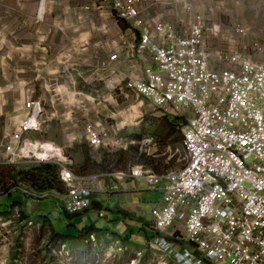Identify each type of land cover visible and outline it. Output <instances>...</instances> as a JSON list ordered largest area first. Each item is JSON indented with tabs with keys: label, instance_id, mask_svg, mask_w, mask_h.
Returning a JSON list of instances; mask_svg holds the SVG:
<instances>
[{
	"label": "built area",
	"instance_id": "built-area-1",
	"mask_svg": "<svg viewBox=\"0 0 264 264\" xmlns=\"http://www.w3.org/2000/svg\"><path fill=\"white\" fill-rule=\"evenodd\" d=\"M99 2L117 22L129 25V36L86 71L91 74L84 87L70 75L59 91L60 86L45 85L42 93H53L49 102L28 87L21 115L6 116L0 130V166L56 165L63 191L28 188L23 196L56 198L70 214L96 209L95 202L124 192V185L145 183L160 192L146 238L156 264H264V31L253 34L235 19L228 33L219 32L217 24L209 29L217 21L208 0ZM233 2L239 9L240 1ZM261 4L264 18V0ZM96 82L111 97H143L176 118L180 145L161 152L160 139L145 134L139 163L75 172L67 152L74 141L122 151L132 145L117 132L108 138L105 122L88 116L91 103L100 115L99 96L85 90L98 92ZM54 122L64 128L68 146L43 136ZM166 154L169 167L157 170L154 161ZM99 216L108 213L103 209Z\"/></svg>",
	"mask_w": 264,
	"mask_h": 264
},
{
	"label": "rangeland",
	"instance_id": "rangeland-1",
	"mask_svg": "<svg viewBox=\"0 0 264 264\" xmlns=\"http://www.w3.org/2000/svg\"><path fill=\"white\" fill-rule=\"evenodd\" d=\"M50 1L47 2V6L51 3L53 9L50 18L46 19L50 24L46 32L42 29V22L40 24L34 22L21 29V33L25 37H39L40 48H36L33 52V56H39V58L9 62V75H6L5 71L3 73V62L0 59V130L6 116H10L9 119H12L21 115V101L28 87L35 86L36 95L43 96L48 102L53 93L43 94L45 85L60 86L57 90L59 91L61 87L69 85V77L72 76L77 85L84 87V80L91 74L86 71L95 67L97 61L116 42L121 40L122 44L129 36L125 34L129 25L123 21L117 22L114 12L109 7L102 6L99 0ZM239 1L240 8L236 9V3L233 0H208L209 4L215 8V21H217L209 24V29L217 24L219 32L228 33L230 20L235 19L239 23L248 24V28L253 34H260L264 31V18L262 10H259L263 0ZM9 5L27 6L26 8L38 5L40 17L42 18L45 14V7L42 6L40 0H0V16H2L3 7ZM39 29L42 31L38 33V36ZM33 31L37 32L33 34ZM211 41L210 34L206 37L208 48H211ZM50 59L53 61L52 69L58 71L55 76H46L47 71L51 70L49 69ZM7 64L8 62H6V66ZM94 84L97 85L95 90L98 92H92L91 86L85 87V90L92 97L99 96L100 115L97 116L96 108L91 103L88 116L95 120L102 119L105 122L108 138H116L115 132H117L123 138L131 140L132 147L140 143V141L138 143L136 141L137 136L142 138L145 134L155 133L162 144L161 152L166 151L169 145L174 148L180 145L182 135L179 128L174 129V133L169 139L154 132L163 128L160 119L164 115L149 100L143 97L125 98L116 95L111 97L110 92L101 83ZM62 94L58 93L59 96ZM64 132L61 124L54 122L43 136L58 144L68 146L69 143L64 141ZM85 145L84 140L74 141L71 147L67 148L68 155L75 163V172L77 173L83 169ZM138 146L135 148L140 149V145ZM108 153L115 155L114 158L109 157L108 159L119 169L135 165L144 159L141 150L133 157L130 150L122 151L115 146L100 147L99 149L89 148L88 156L93 162H97L103 158L104 154ZM168 154L160 156L157 161H154L157 170L169 167ZM35 167H38L36 163L0 166V264H156L157 253L148 246L144 237L145 231H143L144 233L140 232L150 227L151 222L144 220L142 226L135 225L134 231L137 233H131L129 227L131 224L128 222L126 225L128 230L125 234L118 230L115 231L114 226L117 223V217L114 214L115 207L106 208L108 216L104 218H100L96 208L68 220L64 209H62V203L56 198L47 197L39 202L38 215L27 218L28 215L23 214L25 204L20 205V203L23 200L24 192L29 189L23 182L14 181L13 174L9 171L11 169L26 171ZM86 173V175L95 174L87 170ZM149 194L152 195V203L162 199L160 192H150ZM24 197L32 199L25 195ZM142 201L146 202V199H142ZM13 203L19 205H15L14 210L9 209ZM122 209L116 208L121 217L126 219V214H130V212ZM146 217L151 221L149 211L146 212ZM90 226H96L106 231L92 235L86 240L62 237L63 235L76 237L80 230ZM110 229L112 230L108 231Z\"/></svg>",
	"mask_w": 264,
	"mask_h": 264
},
{
	"label": "crops",
	"instance_id": "crops-1",
	"mask_svg": "<svg viewBox=\"0 0 264 264\" xmlns=\"http://www.w3.org/2000/svg\"><path fill=\"white\" fill-rule=\"evenodd\" d=\"M47 2L49 3L51 1L40 0L42 6L45 7L44 9L45 14L42 19L41 17H39L40 8L38 5H34L28 8H26L27 6H13V5L3 7L2 16H0V39H1L0 59L3 62V73L5 71L6 75H9V62L22 61V60H35L36 58H39V56H33V52H35V49L40 48L39 46L41 45L40 40H38L39 37L38 38L36 37L29 38L28 36L25 37L22 35L21 29L28 25H32L34 22L39 24L40 22H42L43 23L42 29L45 32L48 30L50 24L47 22L46 19L50 18V14L52 13L53 6H51V3L48 4L47 6ZM42 29H39L40 31L38 32L33 31V34L37 32V35L39 36L38 33L41 32ZM57 61L58 60L56 59V62ZM6 62H8L7 66H6ZM52 62L53 61L50 59L49 63L51 65L49 69L51 70L47 71L46 76L58 72L57 70L52 69ZM101 160L102 158L100 159V161L97 162L100 163ZM123 187L125 188L124 192L113 194L110 196H105L104 198H102L103 201L98 202L97 207L95 208H97V210L100 212V210L103 209L106 210V208L108 207L109 208L115 207L114 214L117 217L116 219L117 223L115 224L116 226H114V229L115 231L118 230L121 233L125 234L126 230H128L126 226L127 222L131 224L129 225L131 229L130 231L134 230L135 229L134 227L137 224H140L142 226L144 224L143 223L144 220L152 223V214H151L152 209L157 203L161 202L162 199L159 202L152 203L151 202L153 201L152 195L149 194L152 191L148 189V186L145 183H136L135 186H133L134 188H128L129 187L128 185H124ZM22 198L23 200L20 203V205L25 204V206H23L24 207L23 210L27 213L28 216L36 217V215H38V212L40 211L39 202L42 200L26 199L24 196H22ZM98 199H100V197ZM142 199H146V202H143ZM119 207L121 209L123 208L129 211L130 212L129 215L135 216V218L123 219L121 217V214H119V212L116 210V208ZM62 209H64V211L67 212L63 204H62ZM147 211H149V213L151 214V221L146 217ZM111 230L112 229H110V231ZM140 232L144 233L142 232V230Z\"/></svg>",
	"mask_w": 264,
	"mask_h": 264
},
{
	"label": "trees",
	"instance_id": "trees-1",
	"mask_svg": "<svg viewBox=\"0 0 264 264\" xmlns=\"http://www.w3.org/2000/svg\"><path fill=\"white\" fill-rule=\"evenodd\" d=\"M160 122H161L163 128L157 129L154 132L160 134L165 139H169L170 137H172V135L174 133V129L176 127L178 128V120L176 118H170L168 116H163L160 119ZM154 132H152V133H154ZM153 135H156V134L154 133ZM140 139H142V138H140V136L136 137L137 143L139 141H141ZM139 144L129 148L130 152L133 153V157H134L135 153L137 154L140 151L139 148H135V147H139L138 146ZM84 150H85L84 162L82 165L83 169H82V171L79 172L80 175H86L87 174L86 170L89 172H92V173H96V172L100 173V171L103 172V171L108 170L109 167L112 165L111 161L108 158L109 157L110 158L115 157V155L104 154L100 163L93 162L91 160V158L88 156L89 147L87 145L84 146ZM9 172L10 173L12 172V174H13L12 179H14V181L16 180L17 183L19 181H21L28 188H33V189L38 190V191L53 190V189L58 190V191H63V185L58 180V167L54 164H39L38 167H35L33 169H30V170L13 171V169H11ZM95 204H97V202H95ZM15 205H19V204L13 203L12 205L9 206V209H13L15 207ZM65 213H66L68 220H72L74 217H77L80 215V214H70L68 212H65ZM23 214H25V213H23ZM26 217L30 218V216H26ZM127 218L128 219L129 218L134 219L135 216L128 214ZM42 219L50 222L49 220H47L45 218H42ZM147 230H148V228L146 230H144V229L142 230V232L145 231V235H144L145 239L147 238V233H148ZM105 231L106 230H101V229L97 228L96 226H90V227H86V228L80 230L76 237H66L64 235L62 237H64V239L69 238V239H76V240H86L87 238H89L92 235L100 234V233L105 232ZM108 231H110V230H108ZM131 233L133 234V233H137V232L132 230ZM115 235H118V234H115Z\"/></svg>",
	"mask_w": 264,
	"mask_h": 264
},
{
	"label": "bare ground",
	"instance_id": "bare-ground-1",
	"mask_svg": "<svg viewBox=\"0 0 264 264\" xmlns=\"http://www.w3.org/2000/svg\"><path fill=\"white\" fill-rule=\"evenodd\" d=\"M39 17H40V14H39ZM43 17H44V16H42V18H43ZM42 18H41V19H42Z\"/></svg>",
	"mask_w": 264,
	"mask_h": 264
}]
</instances>
